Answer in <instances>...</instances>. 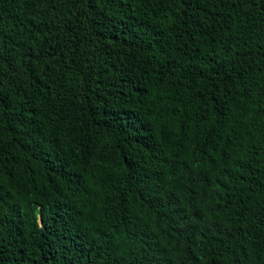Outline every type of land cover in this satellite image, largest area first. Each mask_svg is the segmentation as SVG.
I'll list each match as a JSON object with an SVG mask.
<instances>
[{
    "label": "trees",
    "instance_id": "obj_1",
    "mask_svg": "<svg viewBox=\"0 0 264 264\" xmlns=\"http://www.w3.org/2000/svg\"><path fill=\"white\" fill-rule=\"evenodd\" d=\"M0 264H264V0H0Z\"/></svg>",
    "mask_w": 264,
    "mask_h": 264
}]
</instances>
